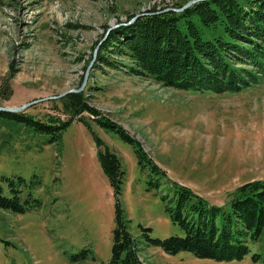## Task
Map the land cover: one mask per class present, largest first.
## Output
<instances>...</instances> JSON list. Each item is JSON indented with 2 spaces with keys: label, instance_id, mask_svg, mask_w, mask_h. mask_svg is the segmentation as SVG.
Returning a JSON list of instances; mask_svg holds the SVG:
<instances>
[{
  "label": "rangeland",
  "instance_id": "obj_1",
  "mask_svg": "<svg viewBox=\"0 0 264 264\" xmlns=\"http://www.w3.org/2000/svg\"><path fill=\"white\" fill-rule=\"evenodd\" d=\"M182 1L0 0V105L41 99L20 111L55 127L0 117V185L14 179L23 205L0 208V264H106L116 208L138 264H264V227L239 260L167 254L146 239L182 235L165 209L175 205L172 184L223 204L237 186L264 180V77L213 92L164 86L121 65L87 68L109 26ZM80 92L95 113L75 112L67 95ZM104 149L117 159L118 188L99 165Z\"/></svg>",
  "mask_w": 264,
  "mask_h": 264
},
{
  "label": "trees",
  "instance_id": "obj_2",
  "mask_svg": "<svg viewBox=\"0 0 264 264\" xmlns=\"http://www.w3.org/2000/svg\"><path fill=\"white\" fill-rule=\"evenodd\" d=\"M184 3L178 2L173 7L179 8ZM157 11L154 8L143 11L130 23L109 30L98 45L91 67L119 69L121 65L164 86L194 91H236L264 77V0H198L178 11ZM82 94L69 93L70 105L75 112L95 113ZM0 117L13 123L15 120L37 128L55 129L41 125L21 111H0ZM98 122L131 141L119 126L106 119L99 118ZM136 153L139 158L144 157L140 151ZM97 155L109 183L118 188L121 172L116 157L106 149ZM147 163L151 171L165 178L154 162L147 160ZM4 180L0 185V208L21 212L23 205L19 203V190L14 189V179ZM172 187L175 205L165 209L182 235L146 237L163 252L174 254L185 250L197 258L239 260L248 251V240L258 239L264 227V180L237 186L223 204L209 203L186 186L172 184ZM114 218L106 264H138L133 239L119 208L115 209Z\"/></svg>",
  "mask_w": 264,
  "mask_h": 264
},
{
  "label": "water",
  "instance_id": "obj_3",
  "mask_svg": "<svg viewBox=\"0 0 264 264\" xmlns=\"http://www.w3.org/2000/svg\"><path fill=\"white\" fill-rule=\"evenodd\" d=\"M195 1H198V0H189L187 1L184 5H182L181 7L179 8H169L168 10H175V11H178V10H181L182 8L188 6L189 4L195 2ZM134 18V17H133ZM133 18H131L130 20H132ZM127 21L126 23L130 22ZM125 23V24H126ZM119 24H124V23H115L111 26H109L107 29H106V32L104 33V36H106V33L111 29V28H114L116 27L117 25ZM96 49H97V46L94 48L93 50V53H92V57H91V60H90V63L88 64L87 68L92 64L93 60H94V57H95V53H96ZM86 68L85 70V73H84V76H83V79H82V83H81V86L79 87V89H77L76 91H80L81 88L84 86L85 82H86V74H87V71L88 69ZM41 99H36V100H32L30 102H27V103H24L20 106H16V107H7V106H1L0 105V111H4V112H10V113H14V112H18L20 110H22L24 107H26L27 105L31 104V103H34L36 101H40Z\"/></svg>",
  "mask_w": 264,
  "mask_h": 264
}]
</instances>
